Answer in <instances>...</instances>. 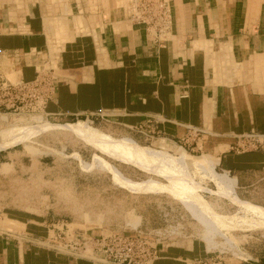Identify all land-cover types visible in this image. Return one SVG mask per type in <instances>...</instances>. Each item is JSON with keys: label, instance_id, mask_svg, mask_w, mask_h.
I'll return each mask as SVG.
<instances>
[{"label": "crops", "instance_id": "1", "mask_svg": "<svg viewBox=\"0 0 264 264\" xmlns=\"http://www.w3.org/2000/svg\"><path fill=\"white\" fill-rule=\"evenodd\" d=\"M130 1L0 0V77L32 91L41 100L45 118L78 120L58 124L44 118L46 123L40 119L41 124L34 126L50 127L38 137L50 131L62 143L91 148L89 162L77 151L70 154L82 171H105L113 182L125 180L132 191L114 183L129 193L169 194L203 227L197 208L187 201L193 197L187 195L203 200L199 193L204 192L235 207V216L223 217L218 213L232 212L203 200L210 208L207 220L209 212L222 219L245 211L264 216V0H171V34L159 42L128 20L120 5L127 10ZM1 116L5 115H0L4 123ZM92 119L119 130L102 131L81 121ZM77 124L89 127L105 142L77 133L71 128ZM31 127L0 130V143L4 136ZM132 138L150 140L157 148ZM109 145L119 152L190 158L211 176H184L161 162L153 169L131 163L111 153ZM28 148L24 150L29 152ZM186 150L202 154L193 156ZM29 153L40 154L33 147ZM106 158L134 168L136 179ZM0 166V175L11 168L3 162ZM200 180L212 183L214 189L200 185ZM3 194L0 264H101L53 248L48 239L60 223L53 222L49 212L3 204L7 197ZM83 220L95 224L87 214ZM128 222L133 230L141 219L133 214ZM241 223L245 229L257 228ZM201 240H156L154 264H264V248L246 250L244 259L228 261L213 256Z\"/></svg>", "mask_w": 264, "mask_h": 264}, {"label": "rangeland", "instance_id": "2", "mask_svg": "<svg viewBox=\"0 0 264 264\" xmlns=\"http://www.w3.org/2000/svg\"><path fill=\"white\" fill-rule=\"evenodd\" d=\"M120 6L124 8L127 15L125 6L122 4ZM237 71L240 70L238 69ZM12 82L15 83L16 80ZM34 101L35 98L29 99L26 106L21 107L19 105V109L16 111L13 109L1 110L2 113L9 115L2 114L5 115L4 117L1 116L5 122H0V130L14 129L17 126H34L41 124L40 119H42L43 123H46V119L58 124L78 121L49 120L41 112V101L37 102L36 105ZM81 121H85L90 126L102 131L119 130L109 122L101 119ZM49 132L46 131L40 137H38L39 134L16 146L9 147L3 151L0 150V163L9 164L11 167L8 172L0 175V192L7 196L3 198V204L31 211L49 212L53 222L86 225L87 231L76 229L78 230L77 233H93L97 235L96 238L105 236L103 235L104 233L133 234L132 228L125 223L134 214L141 219L138 229L142 230L153 244L156 240L202 239L208 244V250L213 256H219L228 261L239 260L232 257L231 253L238 254V251L246 253V250L264 248V227L255 229L241 227L243 223L238 218L242 214H237L236 218L233 219L214 217L210 214L208 205L203 201L205 200L208 204L216 202L225 211L232 212L231 214L218 213V215L233 217L235 216L233 215L236 211L235 207L226 200L210 196L204 192L199 193L203 200L196 195H187V197H193L194 201L191 199L187 201L194 204L195 207L198 204L202 209L209 210V226L203 227L193 219L181 203L169 194L129 193L119 187L124 186L132 191L131 185L125 180L114 179V182L119 185L117 186L113 182L111 175L105 171H82L70 154L77 151L84 161L89 162L94 151L88 147L62 143ZM51 132L53 131L51 130ZM55 132L58 133V131ZM129 137L131 138V136ZM132 139L135 140L134 138ZM135 141L144 146L157 148L150 140L144 141L141 139L140 141ZM26 147H31L28 148L29 152H31L32 147L37 148L40 154L31 155V153L24 150ZM49 148L55 151H49ZM186 152L193 156L202 154L200 151L186 150ZM106 160L115 165L127 177L136 179L134 168L118 165L107 158ZM193 170L192 168L187 169L188 174L195 178L197 175H195V170ZM2 171L3 169L0 166V172ZM217 172L219 171L217 170ZM141 178L149 179V176L142 175ZM158 181L166 184L161 179ZM199 184L214 189L212 183L208 181L200 180ZM84 214H87L95 224H86L83 220ZM125 218L128 221L126 219L125 222ZM98 220L101 221L99 222ZM220 227H228L230 229L223 230ZM215 229L220 230L215 233ZM157 231H160L161 234H157ZM223 235L230 238V244L227 243ZM207 236L211 238L210 243L206 241ZM256 239L261 241H256ZM216 246H218L217 249L212 251Z\"/></svg>", "mask_w": 264, "mask_h": 264}, {"label": "built area", "instance_id": "3", "mask_svg": "<svg viewBox=\"0 0 264 264\" xmlns=\"http://www.w3.org/2000/svg\"><path fill=\"white\" fill-rule=\"evenodd\" d=\"M171 0H131L127 9L128 20L142 26L156 42L167 40L172 30ZM32 91L23 86L3 80L0 77V114L1 110L16 111L26 106L29 99L35 98L34 104L41 101ZM54 230V229H53ZM78 230L68 232L63 224L61 229L52 231L49 245L60 252L80 258H87L101 264H154L157 250L144 232L138 228L133 234L111 233L101 237L78 234ZM202 264H221L220 261H207Z\"/></svg>", "mask_w": 264, "mask_h": 264}, {"label": "bare ground", "instance_id": "4", "mask_svg": "<svg viewBox=\"0 0 264 264\" xmlns=\"http://www.w3.org/2000/svg\"><path fill=\"white\" fill-rule=\"evenodd\" d=\"M0 115H2V114H0ZM48 128H50V127L47 126V125L46 126L37 125V126H33V127L29 128L27 130L20 131V132L15 133V134L6 135V136L3 137V141L0 143V150L7 149L11 145L19 144L24 139H26V138H28L30 136H35V135L47 130ZM71 128L73 130H75L79 134H83V135H86V136L88 135L89 137H93V140L96 138L97 141L99 140V142L100 141L102 143L105 142L104 138H101L93 130L89 129V127H86L83 124H77V125H75V126H73ZM107 149L111 153L115 154L116 156H118L121 159L128 160L131 163L143 164L144 166H146L148 168H151V169H153L154 166H157V165H154V164H156L158 162H161V164L166 165L168 167L171 166V168H173L174 170H178L179 172H183L185 174L189 173L187 171L188 168H192V169H195L197 171L196 175H199L201 177L202 176L203 177H207V176L210 177L211 176L209 174V172H207V170L201 168L194 160H192L190 158L186 159L183 156H180L177 159H172V158H170L168 156H162V155H158V154H155V153H141V152L137 153V151L135 153H134V151H131V152H125V151L124 152H119L118 149L115 146H112V145L107 146ZM119 150H120V147H119ZM161 164H159V166ZM162 169H165V168H162ZM178 171H175V172L178 173ZM170 173H173V172H170ZM196 208H197L198 213H199V220H200L201 224H203L204 226L209 225V221L207 220V217L205 215L206 210L202 209L198 204L196 205ZM238 220L240 222H246L247 224H249L250 228H253V227H257V228L264 227V216H261V215H259L257 213H254V212L245 211V212L242 213V216H239ZM62 225H63V223H60L58 225V229H61ZM64 225L67 227L68 232H74L77 229L71 223L64 224ZM82 231L85 232V230H82ZM156 233L157 234H161L160 231H157ZM108 234H110V233H104L103 235H108ZM51 236H52V233H51ZM227 241H228V244L231 243L230 239H227ZM217 247L218 246L213 248L212 251L216 250ZM218 251L221 252V253H224L223 251H220V250H218ZM237 253L238 254L231 253L232 257L237 258V259H244V253L239 252V251Z\"/></svg>", "mask_w": 264, "mask_h": 264}]
</instances>
